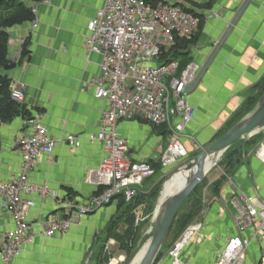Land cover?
Instances as JSON below:
<instances>
[{
  "label": "crops",
  "instance_id": "1",
  "mask_svg": "<svg viewBox=\"0 0 264 264\" xmlns=\"http://www.w3.org/2000/svg\"><path fill=\"white\" fill-rule=\"evenodd\" d=\"M164 1L202 17L197 43L189 48L183 71L195 64L197 75L232 26L202 79L186 95L196 113L186 128L183 144L188 153L193 154L198 152L195 146L208 147L228 131L230 125L253 111L263 95L264 0ZM105 2L30 0L38 26L34 28L33 23H27L9 32V59H16L17 67L3 73L12 81L11 89L26 85L23 106L30 113V119H40L56 140L75 135L82 143L79 149L59 143L52 154L40 156L30 180L33 184L47 186L53 196L46 199L25 196L35 202L26 214L31 233L38 237L11 264H98L101 231L116 216L118 200L86 216L81 225L64 234L49 239L40 236L45 221L65 216L63 201L86 204L98 191L92 173L100 167L104 151L102 145L89 139L98 133L107 104L95 97L90 84L92 79L101 76L102 57L89 53L85 39L90 20ZM214 13L218 14L217 19L212 18ZM27 39H30L29 55L22 57ZM28 120L19 116L0 126V180L3 182L19 174L22 157L14 144L17 138L30 135ZM168 130L133 119L119 123V132L128 141V157L134 163L159 164L169 145ZM241 145L245 146V162L216 192L213 185L225 175V167L220 165L222 157L218 163L221 174L214 180L209 178L202 192L204 209L192 225H201V229L183 252L186 264H211L215 253L238 234L231 204L235 194H258L264 199V162L250 153L254 148H263L264 131ZM14 227L11 209L0 201V233ZM260 253L259 246L253 244L247 264H258Z\"/></svg>",
  "mask_w": 264,
  "mask_h": 264
},
{
  "label": "built area",
  "instance_id": "2",
  "mask_svg": "<svg viewBox=\"0 0 264 264\" xmlns=\"http://www.w3.org/2000/svg\"><path fill=\"white\" fill-rule=\"evenodd\" d=\"M41 1L49 3L50 0ZM217 16L214 13L212 18L217 19ZM37 26L34 22L33 27ZM200 27L201 18L197 14L164 0H106L96 12L88 25L86 47L89 53L101 55V76L92 79L90 84L95 97L107 105L102 111L98 133L91 135L89 140L103 146V160L92 176L98 189L102 187L104 191L91 197L86 204L63 201L65 216L45 221L41 237L49 239L81 225L86 216L113 203L120 194L130 202L139 187L155 175V169L147 162L134 163L129 159L128 141L119 132L121 120L133 119L155 127H168L169 145L160 159L163 168L175 166L187 156L183 138L196 111L183 94V88L195 79L197 66L191 64L178 75L180 62H164L162 58L176 47L177 39L192 40ZM11 95L23 104L26 85L19 84L11 89ZM28 121L30 135L17 138L14 144L22 157L19 174L7 182L0 180V201L11 209L15 222L13 230L0 233L2 264H11L38 237L31 233L26 214L35 202L25 196L46 199L52 195L47 186L33 184L30 180L40 156L52 154L59 143L73 149H79L82 144L75 135L61 140L52 138L36 117ZM195 150L202 149L195 146ZM254 156L264 162V145ZM229 181L233 184L231 178ZM231 204L238 234L215 253L212 264H247L253 244L261 251L258 264H264V199L258 194L239 193L231 198ZM200 229L201 225H196L186 230L168 251L169 264H186L183 252Z\"/></svg>",
  "mask_w": 264,
  "mask_h": 264
},
{
  "label": "trees",
  "instance_id": "3",
  "mask_svg": "<svg viewBox=\"0 0 264 264\" xmlns=\"http://www.w3.org/2000/svg\"><path fill=\"white\" fill-rule=\"evenodd\" d=\"M30 0H0V126L2 124H7L12 122L15 118L23 116L24 118L30 119V113L27 111L23 104L15 101L11 95V80L3 73L4 67L9 62V41H10V30L22 26L27 23H34L36 20V15L34 9L29 4ZM152 4L156 5L157 1H151ZM187 10V9H185ZM189 11V10H187ZM192 12V11H190ZM199 16V15H197ZM202 18V17H200ZM202 27V21H201ZM200 27V31H201ZM200 33V32H199ZM199 33L192 39H177V45L174 49L165 54L162 58L164 62H170L172 60H178L180 62L179 75L182 73L185 65V58L188 50L191 46L195 45L198 40ZM30 39H27L23 45L22 57H27L29 55ZM187 66V65H186ZM263 94H264V79H263ZM253 104V101L249 104V108ZM254 103V107H255ZM252 107V108H254ZM252 108L249 110L251 111ZM247 111V112H249ZM246 112V113H247ZM245 113V114H246ZM242 117H240L236 122L228 127L230 129L235 125ZM162 128L168 129L166 125L161 126ZM227 129V130H228ZM169 132V130H168ZM170 134V132H169ZM240 142L236 146L230 148L223 156L220 162L221 166L225 167V175L218 180L213 188L218 192L221 186L226 182L227 177L233 175V173L238 169V167L245 162L243 157L245 146L241 145ZM199 152L193 155V158ZM247 154V153H246ZM192 158V159H193ZM155 169V175L145 181L142 187L139 188L137 195L130 201L127 202L124 195L120 194L115 199L118 200L117 213L116 216L111 221V226L108 232L113 226L119 224L128 225V237L132 239L142 238L145 229L150 224V220L144 224L142 232H140L139 227H135L136 211L140 206L146 205L147 209L145 212L147 214L155 209V202L159 195L160 188L162 186L163 180L158 176L161 174L163 177L164 168L159 164L151 165ZM156 178V179H155ZM207 181H203L190 195L182 209L180 210L173 226L171 232L166 240V243L170 241L169 248L179 240V238L184 234V232L192 226L195 221L200 217L202 210L204 209L203 204V190L206 187ZM104 188H99L96 194L103 193ZM172 235V238H170ZM137 241V240H136ZM165 243V245H166ZM165 247V246H164ZM169 249V250H170ZM165 256L162 251L157 258L155 264H158L159 260Z\"/></svg>",
  "mask_w": 264,
  "mask_h": 264
},
{
  "label": "water",
  "instance_id": "4",
  "mask_svg": "<svg viewBox=\"0 0 264 264\" xmlns=\"http://www.w3.org/2000/svg\"><path fill=\"white\" fill-rule=\"evenodd\" d=\"M241 11L242 9L240 10L238 16L240 15ZM231 28L232 26L229 27L223 39L231 30ZM222 41H219L218 45L210 55V58L206 61L204 66H202L199 73L196 75L194 81L184 86L183 94L188 95L196 88L203 75L208 70L211 60L216 51L221 46ZM16 67L17 60L10 58L8 64L4 67V70L11 71L14 70ZM262 131H264V94L260 98L258 104L256 105L253 111L243 117L235 125H233L228 131L221 135L211 145L202 149L191 161H189L185 165V167H182L175 171L178 172L182 169L185 171H190L195 167L199 168V172L195 176L194 180L186 188L182 187L177 192L169 194L162 199L164 186L175 172L164 181L161 191L159 192V196L157 198L155 207L156 209L152 219V228H150L149 232L143 236L137 247V250H139L143 244L148 243L146 252L139 264H155L160 253L164 249L166 240L171 232L172 226L180 210L182 209L190 195L205 180V178L211 171L208 170L205 172L204 164L206 163V160L211 156H220L216 163L217 165L222 159L223 155L230 148L236 146L242 141H245L257 135ZM133 255L130 257L127 264L131 263Z\"/></svg>",
  "mask_w": 264,
  "mask_h": 264
},
{
  "label": "rangeland",
  "instance_id": "5",
  "mask_svg": "<svg viewBox=\"0 0 264 264\" xmlns=\"http://www.w3.org/2000/svg\"><path fill=\"white\" fill-rule=\"evenodd\" d=\"M254 149H252L250 151V153H251V155L253 157H254L253 154L255 153L257 148L255 150ZM194 154L195 153H193V154L188 153L187 156L182 158L181 160H179V162L177 164H175V166L164 168V171L162 173L163 177H161L162 176L161 174L158 177L162 178L163 183H164V181L171 174H173L178 169H180L182 167H185V165L189 161L192 160ZM253 157H251V158H253ZM219 166L220 165L217 164L209 172V174L207 175V178H205V180L207 182L209 181V178H210V180H214L217 177V175L221 174V169L219 168ZM163 183H162V185H163ZM140 187H142V186H140ZM161 188H162V186H161ZM161 188H160V191H161ZM156 202H157V200H156ZM156 202H155V204H156ZM141 207L138 208L139 210H138V212H136V215H135V219H136L135 227H139L140 228V232H142V229L145 227L144 224L147 222V219L152 221L153 216H154V212H155V209H154V210H152V212H149L147 214V212H145L146 209H147L146 205H143ZM111 221L109 223H107L105 228L101 231V241H100L101 242L100 243L101 246H99L100 247V249H99V251H100V260H99L98 264H127L129 259H130V257L137 250V247H138V244L140 242V239L139 240L136 239L137 240L136 241L135 239H132V238L128 237V235H127V232L129 231L128 230V225H125V224H119V225L113 226L110 229V231L108 232V229L111 226ZM151 227H152V222H150L148 227L145 229V232H144L143 236L146 235L149 232ZM185 232H184V234H185ZM143 236H142V238H143ZM170 238H172V235H171ZM169 240L170 241H168L166 243V245H165V247L163 249V252L165 253V256H163L162 259L159 260L158 264H169L170 263V261H168L169 260L168 251L170 249L169 248V243L171 242L172 239H169ZM144 246H146V244ZM89 264H91V263H89Z\"/></svg>",
  "mask_w": 264,
  "mask_h": 264
},
{
  "label": "bare ground",
  "instance_id": "6",
  "mask_svg": "<svg viewBox=\"0 0 264 264\" xmlns=\"http://www.w3.org/2000/svg\"><path fill=\"white\" fill-rule=\"evenodd\" d=\"M219 158L220 156L209 157L206 160V163L204 164L205 172L208 170H212L214 166L216 165ZM198 172H199V168L197 167L193 168L190 171H185L182 169V170H179L178 172H175L164 186L162 199L169 194H173L177 192L182 187L186 188L194 180ZM144 245L145 244H143L142 247L139 250H137L136 253L133 255V258L130 264H139L141 262L146 252L148 243L146 244V246Z\"/></svg>",
  "mask_w": 264,
  "mask_h": 264
}]
</instances>
